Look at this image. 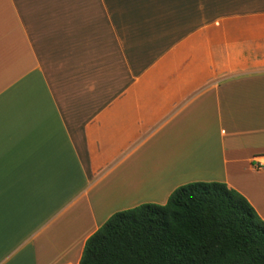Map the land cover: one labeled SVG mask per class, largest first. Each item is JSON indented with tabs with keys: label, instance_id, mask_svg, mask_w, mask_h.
<instances>
[{
	"label": "crops",
	"instance_id": "1",
	"mask_svg": "<svg viewBox=\"0 0 264 264\" xmlns=\"http://www.w3.org/2000/svg\"><path fill=\"white\" fill-rule=\"evenodd\" d=\"M259 155L264 0H0V264H79L191 181L264 219Z\"/></svg>",
	"mask_w": 264,
	"mask_h": 264
},
{
	"label": "trees",
	"instance_id": "2",
	"mask_svg": "<svg viewBox=\"0 0 264 264\" xmlns=\"http://www.w3.org/2000/svg\"><path fill=\"white\" fill-rule=\"evenodd\" d=\"M79 264H264V219L227 183L191 181L111 214Z\"/></svg>",
	"mask_w": 264,
	"mask_h": 264
},
{
	"label": "bare ground",
	"instance_id": "3",
	"mask_svg": "<svg viewBox=\"0 0 264 264\" xmlns=\"http://www.w3.org/2000/svg\"><path fill=\"white\" fill-rule=\"evenodd\" d=\"M187 157H189V156H187ZM204 157V156H203ZM190 160V159H189ZM206 160V159H205ZM209 161H211V160H208V162ZM191 162V161H190ZM177 164H179V163H177ZM195 164V163H194ZM215 164V163H214ZM214 164H212V165H214ZM174 165V164H173ZM196 165V164H195ZM178 166V165H177ZM189 166H191L192 168H193V165H189ZM182 168V167H181ZM189 169V168H188ZM170 170V172H171V170H173V169H168V171ZM169 172V173H170ZM164 173V172H163ZM165 173H167V170H166V172ZM169 173H167V177L169 176L170 177V175H169ZM172 173V172H171ZM174 173V172H173ZM176 173V172H175ZM157 174V173H156ZM166 175V174H165ZM172 176V175H171ZM132 177V176H131ZM163 177H165V176H163ZM129 178V177H128ZM156 178H158V177H155V176H150V177H147L145 180H144V182L141 184V182H139V180H138V177L134 180V181H137L136 183H133L134 181L132 180V178H130V181H128L130 184H128V182L126 183V184H128L129 186L127 187L128 189H131V190H133V189H137L136 187L139 185V186H141V185H143V186H145V183L146 184H151V183H154V179H156ZM132 182V183H131ZM138 186V187H139ZM147 186V185H146ZM145 186V187H146ZM153 186V185H152ZM149 187V186H148ZM126 188V187H125ZM140 189H142V187L140 188Z\"/></svg>",
	"mask_w": 264,
	"mask_h": 264
},
{
	"label": "built area",
	"instance_id": "4",
	"mask_svg": "<svg viewBox=\"0 0 264 264\" xmlns=\"http://www.w3.org/2000/svg\"><path fill=\"white\" fill-rule=\"evenodd\" d=\"M255 166L259 169L264 168V155H259L255 158Z\"/></svg>",
	"mask_w": 264,
	"mask_h": 264
},
{
	"label": "rangeland",
	"instance_id": "5",
	"mask_svg": "<svg viewBox=\"0 0 264 264\" xmlns=\"http://www.w3.org/2000/svg\"><path fill=\"white\" fill-rule=\"evenodd\" d=\"M132 177H133V176H132ZM132 177H131V178H132ZM132 180L134 181L135 179H132ZM137 181H138V180H137ZM137 181H134L133 183H136ZM131 183H132V182H131ZM129 184H130V183H129ZM128 186H129V185H128ZM128 186H127V187H128ZM127 187H126V188H127ZM127 189H128V188H127Z\"/></svg>",
	"mask_w": 264,
	"mask_h": 264
}]
</instances>
